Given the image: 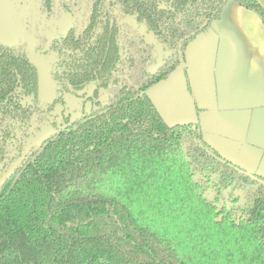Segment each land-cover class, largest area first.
<instances>
[{"label":"trees","instance_id":"trees-1","mask_svg":"<svg viewBox=\"0 0 264 264\" xmlns=\"http://www.w3.org/2000/svg\"><path fill=\"white\" fill-rule=\"evenodd\" d=\"M63 1L77 2L42 4L50 12ZM105 1L92 0L86 17L85 32L99 31L92 58L108 41ZM228 1H124L164 51H175L151 84L169 76L179 50ZM234 1L264 22L257 0ZM119 100L62 130L5 185L0 264H264V176L221 154L197 124L168 125L148 95ZM236 195L243 208L234 212Z\"/></svg>","mask_w":264,"mask_h":264},{"label":"flooded vegetation","instance_id":"flooded-vegetation-1","mask_svg":"<svg viewBox=\"0 0 264 264\" xmlns=\"http://www.w3.org/2000/svg\"><path fill=\"white\" fill-rule=\"evenodd\" d=\"M39 1L41 24L44 20L55 23L69 14L74 19V26L67 32L64 27L61 31L57 27L56 33L40 37L35 46L37 57L51 68L50 96L44 100L40 98L39 70L32 63L26 44L0 43V94L5 95L0 101V126L3 129L0 132V177L7 174L14 164L17 165L0 193L20 173L25 163L62 130L76 128L79 122L106 112L127 93L149 96L148 90L157 84L150 83L152 78L165 68V56L175 54V51L168 53L162 49L148 25L125 0H106L100 19L109 17L108 41L105 50L103 48L100 55L92 58L90 54L98 50L92 47L99 32L96 30L91 36L85 32L92 0H77L75 5L63 1L50 12L43 8L42 0ZM25 2L15 0V9L21 26L27 30ZM160 7L170 9L164 4ZM78 14L82 21H77ZM186 49L178 52L179 65L186 59ZM10 77L11 80H8ZM71 99L78 100L81 105L80 117L75 120H72L69 106ZM228 194L229 190H226L223 199H227ZM233 201L234 212L239 208L242 210L243 204L238 195Z\"/></svg>","mask_w":264,"mask_h":264},{"label":"crops","instance_id":"crops-1","mask_svg":"<svg viewBox=\"0 0 264 264\" xmlns=\"http://www.w3.org/2000/svg\"><path fill=\"white\" fill-rule=\"evenodd\" d=\"M264 7V0H257ZM148 90L169 125L198 123L221 154L264 175V22L230 0Z\"/></svg>","mask_w":264,"mask_h":264},{"label":"water","instance_id":"water-1","mask_svg":"<svg viewBox=\"0 0 264 264\" xmlns=\"http://www.w3.org/2000/svg\"><path fill=\"white\" fill-rule=\"evenodd\" d=\"M15 0H0V43L12 45L16 43L26 44V50L32 59V63L39 70L40 98L44 100L50 96L49 85L51 83L50 66L35 53V46L39 43L40 37H49L56 33L57 27L61 31L64 27L65 32L74 26V19L71 15L57 22L44 20L41 22V5L39 0H26L24 13L27 16L28 29L24 30L17 18ZM64 32V33H65ZM172 126V125H171ZM17 165L14 164L7 174L0 177V189L5 181L15 172ZM260 175H262L259 172ZM264 176V175H262Z\"/></svg>","mask_w":264,"mask_h":264},{"label":"rangeland","instance_id":"rangeland-1","mask_svg":"<svg viewBox=\"0 0 264 264\" xmlns=\"http://www.w3.org/2000/svg\"><path fill=\"white\" fill-rule=\"evenodd\" d=\"M246 8V7H245ZM248 9V8H246ZM251 10V9H249ZM77 21H82V17H80V14H78V16L76 17ZM105 95L102 96V98H104ZM69 106H70V110L72 112V120H75L76 118L80 117V110H81V105L80 102L78 100H73L71 99L69 101Z\"/></svg>","mask_w":264,"mask_h":264}]
</instances>
